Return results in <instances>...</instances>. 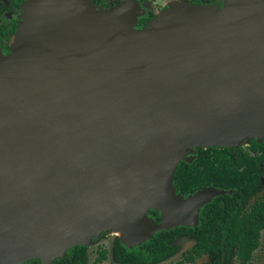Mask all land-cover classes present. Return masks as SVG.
Here are the masks:
<instances>
[{"label":"water","instance_id":"1","mask_svg":"<svg viewBox=\"0 0 264 264\" xmlns=\"http://www.w3.org/2000/svg\"><path fill=\"white\" fill-rule=\"evenodd\" d=\"M214 1L171 2L159 11L165 25L151 23L157 12L140 29L137 0L21 6L20 46L0 52V198L53 191L4 213L0 264H51L114 226L122 245L137 246L156 231L195 226L202 206L231 193L207 187L182 198L172 186L190 149L264 138V0ZM58 30L65 37L53 41ZM101 167L113 171L90 181ZM157 167L161 194H133L113 213L111 195Z\"/></svg>","mask_w":264,"mask_h":264},{"label":"trees","instance_id":"2","mask_svg":"<svg viewBox=\"0 0 264 264\" xmlns=\"http://www.w3.org/2000/svg\"><path fill=\"white\" fill-rule=\"evenodd\" d=\"M192 5H213L214 0H179ZM95 5L106 8L102 0H91ZM154 16L147 11L137 20L136 28H142ZM17 24L11 22L6 31L0 30V38L9 40ZM1 52L9 53L5 45ZM190 163L180 161L172 174V186L176 195L182 198L207 187L231 191L212 198L198 212L194 227H175L159 230L146 241L127 248L118 239L110 249L111 260L115 264H159L176 253L172 245L175 238L186 236L194 242L181 253L180 258L168 264H192L206 255L208 264H230L235 258L237 264H249L253 252L259 245L260 232L264 230V201H255L247 207L244 202L251 196L261 179L264 180V138L259 142L249 139L247 144L235 148H197L192 153ZM146 216L159 223L160 214L148 210ZM86 246H73L61 258L51 264H87ZM106 259V251L98 250L94 264ZM22 264H40L29 260ZM163 264V263H162Z\"/></svg>","mask_w":264,"mask_h":264},{"label":"rangeland","instance_id":"3","mask_svg":"<svg viewBox=\"0 0 264 264\" xmlns=\"http://www.w3.org/2000/svg\"><path fill=\"white\" fill-rule=\"evenodd\" d=\"M103 1L106 3L108 7L111 6L113 8L116 5H120L123 0H103ZM174 1L178 2L176 0ZM174 1L173 0H143L142 3L139 4L137 2V4L139 9L143 11V17H144L146 11H150L155 15L162 6L166 7L167 3L169 4ZM9 2L10 0H0V16L3 13H6L7 10L8 11L10 10L11 12L15 13L14 9H9ZM21 16H22V12H21ZM58 36L59 35L57 31L51 33V38L53 41L58 39ZM62 37H65V34L60 35L59 38ZM193 150H194L193 148L190 149L189 152H187L183 156V158H187L191 156ZM88 168H89L88 164H86L84 167L82 166L78 167L75 171V176L77 177V179H79L84 173H86ZM107 168H102V167L99 168L97 172L93 175V177L90 179V181H92V179H98L100 177L112 173L113 169L107 171ZM52 191H53V187L52 188L40 187L31 192H17L9 200H4L0 198V215H2V217H0V224L10 219L8 218V216H5L4 213L7 211H14V210L18 211L19 208L23 206L25 198L29 196L46 197ZM257 200L264 201V181L261 182L256 192L252 196L247 198L245 202V206H248L252 202ZM114 234H115L114 232L108 229L105 232H102L100 236L93 239L92 243L88 246V250H87V264H94V259L96 257L97 251L101 249H104L106 251V259L101 264H113L110 258V248L114 243V241L118 239L117 236H115ZM192 244H193L192 238L189 237L176 238L172 242V245H174L177 248L176 253L168 257L163 263L168 264L178 260L180 258L181 253L189 249ZM208 263H209L208 256H202L201 258L197 259L193 264H208ZM230 264H237L235 258H232L230 260ZM249 264H264V230L260 232L259 245L257 249L253 252Z\"/></svg>","mask_w":264,"mask_h":264},{"label":"bare ground","instance_id":"4","mask_svg":"<svg viewBox=\"0 0 264 264\" xmlns=\"http://www.w3.org/2000/svg\"><path fill=\"white\" fill-rule=\"evenodd\" d=\"M165 15V12H160L157 14V16L153 19V21L151 22L152 24L161 27L162 25H165V19L163 18ZM58 33V38L60 37V35L64 34L63 31H57ZM20 35H21V29L18 28L17 32L15 33V36L13 38L12 41V47H19L20 43H21V39H20ZM212 142L209 141L207 143H201V142H196L193 143L192 145L186 146L182 149L177 150V153H182V152H186L188 151L191 147H197L199 145H211ZM158 168H153V172H145L144 174L140 175L138 178H135L134 181L132 182V184L122 187L120 188V190H118L116 193L111 195V201L109 203H111L110 205L116 204L117 202H122L123 200H125L127 197L133 195V194H146L149 191H159L161 194L162 188H161V176L160 173L158 172ZM166 200V199H165ZM117 203V205L115 206V208H113L111 211L113 213L115 212H124L123 207L119 206V204ZM127 211H133V208H127ZM122 231L123 228L121 226H114L112 229V232L115 233V235L117 236L118 239L122 238ZM81 242H86V240H81Z\"/></svg>","mask_w":264,"mask_h":264},{"label":"flooded vegetation","instance_id":"5","mask_svg":"<svg viewBox=\"0 0 264 264\" xmlns=\"http://www.w3.org/2000/svg\"><path fill=\"white\" fill-rule=\"evenodd\" d=\"M27 0H10V2H9V9H14V11H15V13H13V12H11L10 10L8 11H6V13H3L1 16H0V30L2 29V30H4V31H6V29H7V27H8V25L11 23V22H13V21H15L16 22V24H18V22L21 20L20 19V16H21V6L26 2ZM103 1V0H102ZM174 1V0H173ZM176 1H179V0H176ZM104 2V1H103ZM137 2L140 4V3H142L143 2V0H137ZM105 3V2H104ZM106 4V3H105ZM95 5V4H94ZM96 7H99V8H102V7H100V6H98V5H95ZM108 6L106 5V8H107ZM106 8H102V9H106ZM165 7H161L160 9H159V11H161V10H163ZM158 11V13H160ZM147 12V11H146ZM150 12V11H149ZM157 13V14H158ZM146 15V14H145ZM14 36L15 35H13V36H11L10 38H9V40H5L4 38H0V51L2 52L3 51V47L6 45L7 46V49H9V46H12V41H13V38H14ZM262 181H264L263 179H261V181H260V184H261V182ZM260 186V185H259ZM259 186H258V188H259ZM257 188V189H258ZM256 189V190H257ZM256 192V191H255ZM254 192V193H255ZM253 193V194H254ZM252 194V195H253ZM251 195V196H252ZM250 197V196H249ZM248 198V197H247ZM247 198H246V200H247ZM246 200H245V202H246ZM257 201H262V200H257ZM245 202H244V205H245ZM255 202V201H254ZM253 203V202H252ZM251 203V204H252ZM247 207V206H246ZM197 224V223H196ZM178 227H184V226H178ZM188 227H194V226H188ZM115 235V234H114ZM116 236V235H115ZM179 237H186V236H179ZM179 237H177V238H179ZM189 238H191V237H189ZM176 239V238H175ZM193 239V238H192ZM193 242H194V240H193ZM111 249V248H110ZM88 250V249H87ZM186 251V250H185ZM172 256V255H171ZM204 256H206V255H204ZM170 257V256H169ZM110 258H111V255H110ZM166 260V259H165ZM164 260V261H165ZM105 261V260H104ZM112 261V260H111ZM164 261H162L161 262V264L164 262ZM196 261V260H195ZM194 261V262H195ZM113 262V261H112ZM193 262V263H194ZM192 263V264H193ZM113 264H115L114 262H113ZM164 264V263H163Z\"/></svg>","mask_w":264,"mask_h":264},{"label":"crops","instance_id":"6","mask_svg":"<svg viewBox=\"0 0 264 264\" xmlns=\"http://www.w3.org/2000/svg\"><path fill=\"white\" fill-rule=\"evenodd\" d=\"M175 2V1H174ZM168 4V3H167Z\"/></svg>","mask_w":264,"mask_h":264}]
</instances>
